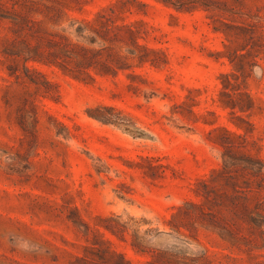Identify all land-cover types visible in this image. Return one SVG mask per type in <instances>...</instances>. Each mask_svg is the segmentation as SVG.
Returning a JSON list of instances; mask_svg holds the SVG:
<instances>
[{
    "label": "rangeland",
    "instance_id": "obj_1",
    "mask_svg": "<svg viewBox=\"0 0 264 264\" xmlns=\"http://www.w3.org/2000/svg\"><path fill=\"white\" fill-rule=\"evenodd\" d=\"M42 29L133 66L26 71ZM0 264H264V0H0Z\"/></svg>",
    "mask_w": 264,
    "mask_h": 264
},
{
    "label": "trees",
    "instance_id": "obj_2",
    "mask_svg": "<svg viewBox=\"0 0 264 264\" xmlns=\"http://www.w3.org/2000/svg\"><path fill=\"white\" fill-rule=\"evenodd\" d=\"M99 36L102 40L118 39L120 29H89ZM44 35H30L33 42H25L24 48L12 46L10 48V59L14 63L20 61L25 64L32 62L42 64L47 67H54L59 69L63 74L69 75L77 80H89L93 81V77L90 72L93 71L96 75H114L119 70L131 68L133 65L128 63L129 58L116 54L111 59L109 57H101L100 51L88 49L73 43L67 37L57 32L49 31L48 29H42ZM130 34L133 32L129 31ZM136 48L140 46L134 42ZM143 59L138 57L137 65L142 64ZM25 70L27 68L25 67ZM227 78V76H224ZM225 93V92H224ZM227 95V93H225ZM225 107H231L227 103ZM243 112V109L240 108ZM202 186H205L201 183ZM207 201V196L202 195ZM189 207H198L193 202L186 204Z\"/></svg>",
    "mask_w": 264,
    "mask_h": 264
}]
</instances>
